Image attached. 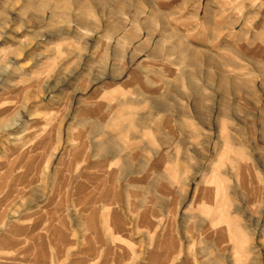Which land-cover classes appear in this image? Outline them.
Returning <instances> with one entry per match:
<instances>
[{"label":"rangeland","instance_id":"obj_1","mask_svg":"<svg viewBox=\"0 0 264 264\" xmlns=\"http://www.w3.org/2000/svg\"><path fill=\"white\" fill-rule=\"evenodd\" d=\"M123 1L0 0V264H264V0Z\"/></svg>","mask_w":264,"mask_h":264},{"label":"bare ground","instance_id":"obj_2","mask_svg":"<svg viewBox=\"0 0 264 264\" xmlns=\"http://www.w3.org/2000/svg\"><path fill=\"white\" fill-rule=\"evenodd\" d=\"M103 2H104V0H103ZM102 4V3H101ZM190 58H195L192 54L190 55ZM222 80L223 81H226V78L225 77H222ZM223 88H221V90H222ZM157 107V106H156ZM95 127V126H94ZM93 130L90 132V133H93V132H97V131H99V129H98V127H95V128H92ZM113 149H114V146H113V141L110 143V144H106V145H104V146H102L101 147V150H103L106 154H107V156H112L113 154H111V153H115L114 151H113ZM110 151H111V153H110ZM124 170H125V173H128L129 172V167L127 166V165H125L124 166ZM44 254V253H43Z\"/></svg>","mask_w":264,"mask_h":264},{"label":"crops","instance_id":"obj_3","mask_svg":"<svg viewBox=\"0 0 264 264\" xmlns=\"http://www.w3.org/2000/svg\"><path fill=\"white\" fill-rule=\"evenodd\" d=\"M121 6H125V4H124V1L122 0V3H121ZM125 7H127V6H125Z\"/></svg>","mask_w":264,"mask_h":264}]
</instances>
